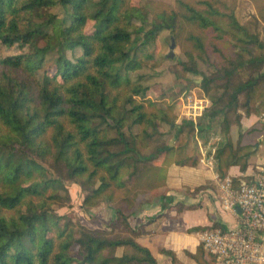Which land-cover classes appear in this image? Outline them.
Listing matches in <instances>:
<instances>
[{"label":"trees","instance_id":"trees-1","mask_svg":"<svg viewBox=\"0 0 264 264\" xmlns=\"http://www.w3.org/2000/svg\"><path fill=\"white\" fill-rule=\"evenodd\" d=\"M251 2L255 15L240 22L237 0H0V45L22 50L0 56V264L156 263L137 241L143 225L128 221L136 193L165 186L171 163L194 165L188 148L202 132L203 143L219 136L221 178L246 166L250 153L230 128L264 110V0ZM165 29L184 57L173 70L183 87L153 99L149 74L135 73L148 62L137 47ZM188 86L209 104L198 121L178 122ZM71 183L84 212L113 210L109 225L57 213ZM205 252L200 244L194 256Z\"/></svg>","mask_w":264,"mask_h":264},{"label":"crops","instance_id":"crops-1","mask_svg":"<svg viewBox=\"0 0 264 264\" xmlns=\"http://www.w3.org/2000/svg\"><path fill=\"white\" fill-rule=\"evenodd\" d=\"M250 15H255L251 0H237L236 18L243 22ZM222 26L236 37L244 38L240 31L228 29L225 23ZM258 41L264 43V25L260 27ZM263 111L243 114L239 125L231 126L233 144L246 147L250 154L244 169L237 164L230 165L224 176L236 178L240 183L250 182L256 177L264 163V124L260 119ZM180 120L178 108L177 121ZM195 138L196 146L188 148L197 158L194 165L171 163L167 167L165 186L154 193L139 191L135 195L138 206L128 221L132 227L143 225L145 233L137 241L150 251L155 264H205L203 261L210 257L207 252L204 256H194L200 246L198 233L213 226L227 229L237 224V216L224 211L217 196L216 182L220 176L214 153L219 136L215 135L211 137L214 139L212 142L203 144L197 136ZM93 209L95 213L108 209V221L111 222L113 210L110 207L101 204ZM160 249L171 251L176 261ZM120 253L118 248L117 254Z\"/></svg>","mask_w":264,"mask_h":264},{"label":"built area","instance_id":"built-area-1","mask_svg":"<svg viewBox=\"0 0 264 264\" xmlns=\"http://www.w3.org/2000/svg\"><path fill=\"white\" fill-rule=\"evenodd\" d=\"M208 103L206 97L186 94L178 103L179 118L196 122ZM260 119L264 124V111ZM216 191L221 208L235 214L237 224L227 229L210 227L198 233L213 264H264V163L248 183L234 186L231 177L218 178Z\"/></svg>","mask_w":264,"mask_h":264},{"label":"rangeland","instance_id":"rangeland-1","mask_svg":"<svg viewBox=\"0 0 264 264\" xmlns=\"http://www.w3.org/2000/svg\"><path fill=\"white\" fill-rule=\"evenodd\" d=\"M140 1L142 0H132V2L135 4ZM160 1H163L167 4L174 3V0H160ZM50 11H56L57 14H59L58 16L59 17L61 16V12L57 7L50 9ZM92 24L93 21L90 20L87 21L85 25L86 32L91 31ZM171 36H172L171 32L165 29L160 31L155 37L148 39L145 43H141L137 47V56L143 60L147 59L148 62L135 73L149 74L145 84L148 85V92H147L148 96H150L153 99H160L167 91L173 89H174L173 91H177L179 90L176 89L177 87H183L182 83L177 84V82L175 81V76L173 74V70L175 68H179V61L184 59L176 42L173 48V56L167 57V53L170 50L169 46L171 43ZM21 51L22 50H19L16 46L6 47L4 45H0V56L18 54ZM50 70L51 69H49V71ZM189 77L194 80V83H198L200 81L199 78H195L192 75H189ZM185 91H191V92L194 91L196 93L197 88L195 86H188V88H186ZM185 95H183L182 97H184ZM175 111L178 114L177 104ZM198 120L199 119H197V121ZM202 133H203L202 136L197 135L201 144H203L205 138L207 137L205 136L206 134L205 132ZM210 140L211 137L207 141ZM213 140L214 139H212L210 142H212ZM196 144L197 141L195 138L194 141H191L189 147L196 146ZM68 192L71 198L70 202L64 206L58 207L56 210L58 214L69 213V215L71 216V218H73V220L78 221L90 228L105 227L110 224V221H108V217H109L108 209L101 210L100 213H95L94 209L93 210L90 209L89 211L86 212H84L81 209L80 204L82 200V193L80 192L79 186L77 184H73V183L69 184ZM106 208L109 207L106 205Z\"/></svg>","mask_w":264,"mask_h":264},{"label":"water","instance_id":"water-1","mask_svg":"<svg viewBox=\"0 0 264 264\" xmlns=\"http://www.w3.org/2000/svg\"><path fill=\"white\" fill-rule=\"evenodd\" d=\"M175 46V41L173 39V37H171V43H170V46H169V52L167 53V57H172L173 56V48Z\"/></svg>","mask_w":264,"mask_h":264}]
</instances>
